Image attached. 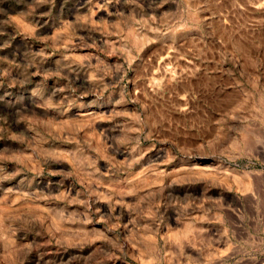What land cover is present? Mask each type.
<instances>
[{
	"label": "rangeland",
	"instance_id": "rangeland-1",
	"mask_svg": "<svg viewBox=\"0 0 264 264\" xmlns=\"http://www.w3.org/2000/svg\"><path fill=\"white\" fill-rule=\"evenodd\" d=\"M0 264H264V0H0Z\"/></svg>",
	"mask_w": 264,
	"mask_h": 264
},
{
	"label": "bare ground",
	"instance_id": "bare-ground-1",
	"mask_svg": "<svg viewBox=\"0 0 264 264\" xmlns=\"http://www.w3.org/2000/svg\"><path fill=\"white\" fill-rule=\"evenodd\" d=\"M126 155H127V154H126ZM107 198H108V197H107ZM123 198H124V197H123ZM106 200H107V199H106ZM126 200H127V199H126ZM121 202H122V201H121ZM126 202H127V201H126ZM123 203H124V201H123ZM124 204L127 205V206H129L128 203H127V204L124 203ZM100 206H101V205H100ZM101 207H102V206H101ZM185 227H187V229H186V231H185L187 234H188L189 232L195 231V229H193L192 227H191V228H192L193 230L190 229V225H189V227H188L187 225H186ZM184 229H185V228H183V230H184ZM170 232H171V231H170ZM170 232H169V233H170ZM172 232H174V231L172 230ZM177 232H178V231H177ZM171 234H172V233H171ZM174 234H175V232H174ZM176 234H177V233H176ZM184 234H185V233H184ZM175 238H177V236H176ZM175 238H174V239H175ZM178 238H179V236H178ZM176 241H178V240H176ZM142 260H143V259H142ZM145 260H146V259H145ZM145 260H144V261H145Z\"/></svg>",
	"mask_w": 264,
	"mask_h": 264
}]
</instances>
